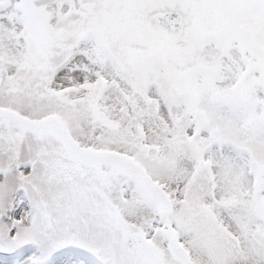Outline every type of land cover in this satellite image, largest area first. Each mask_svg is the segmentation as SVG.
<instances>
[{"label":"snow or ice","instance_id":"snow-or-ice-1","mask_svg":"<svg viewBox=\"0 0 264 264\" xmlns=\"http://www.w3.org/2000/svg\"><path fill=\"white\" fill-rule=\"evenodd\" d=\"M0 264H264V0H0Z\"/></svg>","mask_w":264,"mask_h":264}]
</instances>
